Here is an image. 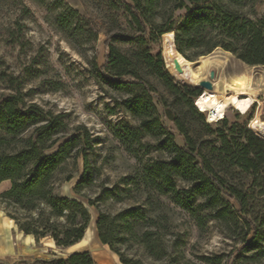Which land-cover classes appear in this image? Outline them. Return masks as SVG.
<instances>
[{
  "label": "trees",
  "instance_id": "1",
  "mask_svg": "<svg viewBox=\"0 0 264 264\" xmlns=\"http://www.w3.org/2000/svg\"><path fill=\"white\" fill-rule=\"evenodd\" d=\"M30 1L52 9L51 23L72 47L75 48V37L96 39V31L90 26L84 28L83 17L64 0ZM112 3L126 16L131 31L107 35L104 63L98 65L92 58L90 74L112 100L109 113L115 115L119 111L136 122L130 126L121 121L114 135L124 144L130 141L139 147L145 145L161 154L137 174L133 181L135 190L144 187L157 195H167L193 218L199 230L206 229L207 220L214 221L223 232L240 230L241 244L224 264H237L239 253L244 251L264 254V124L254 118L247 127L229 124L222 118L215 122L221 126L212 129L204 113L194 105L200 89L177 83L167 72L171 68L176 76V60L182 82L190 64L183 67L187 62L183 57L193 60L218 48L250 66H264V10L256 8L264 0ZM19 31L8 30L14 42ZM161 37L162 41L171 38L162 47L163 58L161 49L153 53L155 48L151 45L160 43ZM117 42L130 49L119 48ZM150 77L164 86L173 100L164 96ZM9 89L11 92L0 101V183L9 182V187L0 192L5 215L14 221L19 232L33 236L36 243L47 239L56 248H66L82 240L91 221L88 207H94L99 241L122 264H140L114 247V220L132 219L136 225L152 226L158 223L155 216L138 205L124 208L114 216L103 211L96 200L107 199L112 191L117 201L123 198L117 193V185L102 187L95 198L84 194L83 189L93 183L88 152L91 138L85 126L70 129L63 113L26 101L18 84ZM173 105L177 107L174 113ZM195 117L213 139L198 140L191 134L188 119ZM143 138L151 142L144 144ZM78 157L82 158L83 171L72 190L86 198L87 205L59 192L60 186L73 178L68 162ZM232 169L247 182L229 179ZM177 181L185 185L179 186ZM151 234V230H144L141 243L150 256L161 259L163 254L154 252ZM216 261L220 263L221 258ZM54 264L97 263L89 251H76L56 258Z\"/></svg>",
  "mask_w": 264,
  "mask_h": 264
},
{
  "label": "rangeland",
  "instance_id": "2",
  "mask_svg": "<svg viewBox=\"0 0 264 264\" xmlns=\"http://www.w3.org/2000/svg\"><path fill=\"white\" fill-rule=\"evenodd\" d=\"M64 2L83 17L84 28L90 26L96 31L95 40L75 37L74 48L51 23V8L38 6L30 0H0V101L11 92L9 87L12 84H18L26 101L35 102L44 110L63 113V119L67 120L70 129L77 125L85 126L91 138L88 152L93 183L83 189L84 194L95 198L102 187L112 188L117 185L119 188L117 193L123 201H117L112 191L107 199L96 200L103 211L114 216L124 208L138 205L147 214L154 215L158 222L152 226L145 224L140 226L134 224L132 219L114 220L116 231L112 236L113 244L126 258L139 261L140 264H164L167 260L172 261V264H224L229 255L241 244L240 230L223 232L212 220L206 221V229L199 230L193 218L174 204L167 195H157L144 187L138 191L133 185L137 174L153 160L159 159L161 154L145 145L139 147L130 141L124 144L114 135V130L121 126V121L130 126H135L136 122L122 112L118 111L115 115L109 113L108 106H112V100L96 84L90 74L89 63L92 58L98 65L104 63V41L107 35L122 30L131 31L126 16L119 8L115 9L112 2L115 3L116 0H64ZM256 8L263 11L264 3L257 5ZM180 13L183 14L184 11ZM9 28L20 29L17 41L14 42L8 34ZM171 38L162 41L161 37L160 43H152V47L155 48L153 53L161 49L162 55V47ZM115 44L123 50L130 49L126 44L118 42ZM224 52L227 51L218 48L209 54L223 55ZM200 57L193 60L183 57L187 61L183 67L190 63L183 75V84L176 81L178 71L176 76L171 68L167 72L177 83L198 88L199 82L204 78L195 74L194 63ZM229 58L230 66L225 72L228 82L236 87L241 83H247L251 89L244 91L245 94H242L239 104L225 109L223 118L229 124H245L247 127H250L254 118L264 124V66H250L231 53ZM214 73L215 77L216 71ZM150 79L164 96L173 100L164 86L152 77ZM205 79L208 80V74ZM198 89L202 95L205 88ZM233 92L241 93L236 90L228 92L221 90L218 98L221 99L227 93ZM247 94L253 98V102L245 96ZM218 98L214 99L212 105ZM176 108L174 105L171 107L173 113ZM238 111L243 114H239ZM204 116L207 120L206 112ZM188 122L191 134L198 140L213 139L211 132L202 126L198 118L188 119ZM219 126H221L219 123H211L212 129ZM147 141L151 142L147 138L142 139L144 144ZM175 141L179 144L177 139ZM68 170L73 178L63 183L59 192L69 197H77L87 205V199L75 195L72 190L83 171L82 158L70 160ZM230 172L229 179L237 182L243 179L242 182H247L239 171L232 169ZM177 185L185 184L177 181ZM8 187V181L1 182L0 192ZM88 210L91 221L84 238L78 244H99L102 247L95 226L98 213L94 207H88ZM13 223L0 205V240L9 247L8 253L0 255V264H54L56 258H63L67 254L65 251L50 247L53 242L47 239H42L38 243L34 240L25 242L24 234L21 232L19 235L18 228ZM144 230L152 231L150 242L154 245L155 253L163 254L161 259H154L142 245L141 234ZM27 246L30 249H27ZM106 250L109 252V248ZM97 255L102 256V252H98ZM204 256L208 259H203ZM218 257L221 258L220 263L216 261ZM95 258L98 259L96 255ZM101 261L104 264H115L106 257ZM236 263L264 264V254L257 250L244 251L239 253Z\"/></svg>",
  "mask_w": 264,
  "mask_h": 264
},
{
  "label": "bare ground",
  "instance_id": "3",
  "mask_svg": "<svg viewBox=\"0 0 264 264\" xmlns=\"http://www.w3.org/2000/svg\"><path fill=\"white\" fill-rule=\"evenodd\" d=\"M229 54L230 52H224L223 55L209 54V55L201 56L194 63L195 74L201 75L204 78V80H207L205 79V76L206 74H208L210 70L216 71L215 77L212 80H210L212 84V88L211 89L205 88L203 94L199 95L195 99V104L199 106L201 110L206 111L208 113L209 120H214L223 116L224 114L223 112L225 111L226 108L239 104L241 102L242 94H245L244 91L251 89V86H249V84L247 83L246 84L241 83L239 86L236 87L234 84L228 82L225 72L230 66ZM176 81L182 83L177 78ZM221 90H226L227 92L228 90H236L241 93H234V92L230 94L227 93L225 97L220 99L218 98V95ZM245 96H248L249 100L253 102V98L250 95L247 94ZM216 98L218 99L215 101V104L212 105L214 99Z\"/></svg>",
  "mask_w": 264,
  "mask_h": 264
},
{
  "label": "crops",
  "instance_id": "4",
  "mask_svg": "<svg viewBox=\"0 0 264 264\" xmlns=\"http://www.w3.org/2000/svg\"><path fill=\"white\" fill-rule=\"evenodd\" d=\"M13 225L15 226V224L13 223ZM23 234V233H22ZM19 235H21V232H19ZM25 242L28 241H32L34 240L33 236L31 235H23ZM84 238V237H83ZM82 238V239H83ZM81 241V240H80ZM79 241V242H80ZM78 242V243H79ZM73 244L71 246H68L66 248H56L54 244H50V247H54L55 249H57L58 251H65L67 254L65 255V257L73 252L76 251H89L94 259V261L97 264H104L103 261H101L102 258L106 257L109 258L111 261H114L115 264H122L119 261L118 256H116L114 254V252H112L110 249L108 250L109 252H107V248H109L107 245L105 244H101L102 247L99 246V244H91V245H84V244ZM28 245V244H27ZM29 246H31V244H29ZM29 246H27V249H30ZM9 252V247L8 245L2 244V241L0 240V255H4L6 253ZM98 252H102V256H98L97 253ZM95 255L98 257V259L96 260ZM116 257V258H115ZM113 263V262H112Z\"/></svg>",
  "mask_w": 264,
  "mask_h": 264
},
{
  "label": "water",
  "instance_id": "5",
  "mask_svg": "<svg viewBox=\"0 0 264 264\" xmlns=\"http://www.w3.org/2000/svg\"><path fill=\"white\" fill-rule=\"evenodd\" d=\"M172 40H173V33H172ZM174 64H175V67L177 68V70L179 72H181V69L179 68V65L177 63V61L175 60L174 61ZM214 70H210L208 72V80H202L201 82H199V86L198 88H201V87H204V88H208V89H211L212 88V84L210 82V80H212L214 78Z\"/></svg>",
  "mask_w": 264,
  "mask_h": 264
},
{
  "label": "built area",
  "instance_id": "6",
  "mask_svg": "<svg viewBox=\"0 0 264 264\" xmlns=\"http://www.w3.org/2000/svg\"><path fill=\"white\" fill-rule=\"evenodd\" d=\"M194 104H195V100H194ZM195 106H196V108L200 111V112H206V111H203V110H201L200 109V107L199 106H197L196 104H195ZM207 113V112H206ZM239 114H242L241 112H238ZM224 115V114H223ZM223 118V116H221L220 118H217V119H214V120H209V118H208V113H207V122L208 123H213V122H217L218 120H220V119H222Z\"/></svg>",
  "mask_w": 264,
  "mask_h": 264
}]
</instances>
